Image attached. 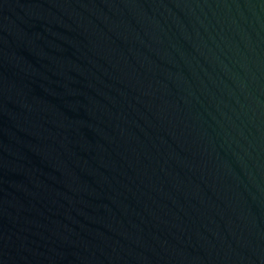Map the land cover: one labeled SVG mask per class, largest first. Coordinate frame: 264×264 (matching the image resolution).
I'll return each instance as SVG.
<instances>
[{
    "label": "water",
    "instance_id": "1",
    "mask_svg": "<svg viewBox=\"0 0 264 264\" xmlns=\"http://www.w3.org/2000/svg\"><path fill=\"white\" fill-rule=\"evenodd\" d=\"M0 264H264V0H0Z\"/></svg>",
    "mask_w": 264,
    "mask_h": 264
}]
</instances>
